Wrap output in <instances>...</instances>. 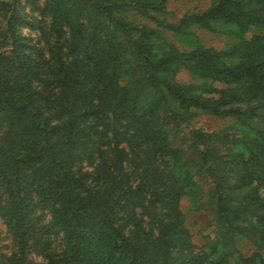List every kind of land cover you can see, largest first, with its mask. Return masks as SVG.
I'll use <instances>...</instances> for the list:
<instances>
[{
	"label": "trees",
	"instance_id": "trees-1",
	"mask_svg": "<svg viewBox=\"0 0 264 264\" xmlns=\"http://www.w3.org/2000/svg\"><path fill=\"white\" fill-rule=\"evenodd\" d=\"M165 1L0 0V220L13 242L0 241V264H264V50L251 51L264 34L227 52L196 37L180 53L137 19L242 35L264 28V0H213L177 23ZM35 12L33 41L22 29ZM176 61L202 84L176 81ZM199 111L244 126L190 127ZM173 121L187 138L171 136ZM185 196L211 215L201 245Z\"/></svg>",
	"mask_w": 264,
	"mask_h": 264
},
{
	"label": "rangeland",
	"instance_id": "rangeland-1",
	"mask_svg": "<svg viewBox=\"0 0 264 264\" xmlns=\"http://www.w3.org/2000/svg\"><path fill=\"white\" fill-rule=\"evenodd\" d=\"M212 3L213 0H166L165 5L167 13L164 15V18H166L168 21L177 23L182 17L189 13L202 12L206 10L212 5ZM26 8L27 7H25V9ZM26 11H28V9H26ZM38 14L39 12H35L34 17L31 18V25L29 27L24 26L22 29L23 33L30 35L31 38L34 39L33 41L37 40L38 37V31L36 30L37 27L35 25L36 20L40 17ZM137 19L138 21L145 22L149 24V26H151L152 28H156L157 30L161 31L165 42H162V40L159 39L155 40V43H157L158 45L160 44L169 50L171 49L172 44L180 53L189 52L193 48H195L196 44L194 42V38L196 37L199 39V41L204 47H212L216 50L227 52L233 48L236 42L241 40V37L251 38L253 35L264 34V28L251 27L250 30L240 35L238 32L239 29L235 24H224L219 21L215 24L216 30L213 31L203 27H199L198 25H192L190 28L192 33H188L184 37L182 35L176 36L173 32L164 29L161 25H159V23H156L144 16L138 15ZM252 48L253 50L251 49V51L259 54L263 53L262 51L264 50L263 44L261 43H255ZM226 57V60L229 61L230 58H228V56ZM168 70L171 71L172 76L179 83L202 84L203 82V79L196 76L193 72L185 68L180 63V61L173 62V65L169 66ZM214 85L218 88H226L228 86V84L223 81H215ZM200 93L206 98L216 97V94L208 93L203 90ZM172 120L175 119L172 118ZM189 121L190 127L200 128L205 131H217L232 127L233 129L238 130L239 128H241V126H244L242 124V121L238 120L235 117H221L209 113H204L202 111H199L198 114L195 117L189 119ZM173 122L175 125L170 124V126H168V128L170 127L171 129V136L174 135V137L178 140L183 136L187 138V128L185 127V122H180V125L178 127L176 126L177 121ZM256 123V126L258 128L264 129V123L261 120L256 119ZM251 137L252 132H250V135L245 139H238L233 145V147H235L237 144H241L243 146L245 143L251 140ZM184 146L186 145L184 144ZM239 148L240 147L236 146L237 150ZM181 206L186 216L185 221L187 222L190 232L192 233L193 241L197 245L203 244L205 240H207L208 235L215 236V228L212 225L213 222L210 223L211 215L208 211L196 210L192 206L191 201L187 196L182 199ZM0 241L3 247V252H8L10 247H12L13 242L6 225L3 224L1 220ZM240 246L242 251L246 254H250L254 249V245L247 238H243L241 240Z\"/></svg>",
	"mask_w": 264,
	"mask_h": 264
}]
</instances>
